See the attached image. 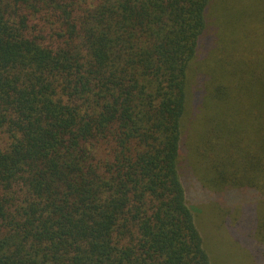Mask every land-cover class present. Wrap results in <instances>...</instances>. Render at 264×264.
Wrapping results in <instances>:
<instances>
[{
	"label": "trees",
	"instance_id": "1",
	"mask_svg": "<svg viewBox=\"0 0 264 264\" xmlns=\"http://www.w3.org/2000/svg\"><path fill=\"white\" fill-rule=\"evenodd\" d=\"M184 165L264 256V0H0V264H212Z\"/></svg>",
	"mask_w": 264,
	"mask_h": 264
},
{
	"label": "rangeland",
	"instance_id": "2",
	"mask_svg": "<svg viewBox=\"0 0 264 264\" xmlns=\"http://www.w3.org/2000/svg\"><path fill=\"white\" fill-rule=\"evenodd\" d=\"M214 2L216 0H213ZM214 17V16H211ZM211 21V20H210ZM220 28V27H219ZM261 25L257 27L258 31ZM224 35L222 33L210 30L209 33L201 37L198 47V63L203 69L207 68L213 59V55L206 51L207 45H212L215 50L220 49V44ZM191 119V118H190ZM188 119V120H190ZM188 122L186 126V132L188 131ZM186 158V157H185ZM187 162V161H186ZM193 164V163H192ZM189 165V164H188ZM180 169L183 173V179L186 180L184 187L186 191L187 203L194 215L195 225L203 239L204 247L209 255L212 264H264V256L259 259L251 258L246 252L245 245H242L244 240L249 238L250 233L247 229L243 228L242 217L244 218L243 209L237 210V212H228V209L221 205L216 198H207L208 189L205 186L213 187L211 182L199 181L196 174V169L191 170L185 165ZM189 170V171H188ZM194 171V172H193ZM198 178V180L196 179ZM201 180L203 179L200 177ZM182 179V180H183ZM204 187V188H203ZM211 192V190H209ZM222 193L214 189L213 194ZM225 226H233L238 233L236 237L238 241H233L226 234ZM251 239V235H250ZM257 261V263L255 261Z\"/></svg>",
	"mask_w": 264,
	"mask_h": 264
}]
</instances>
